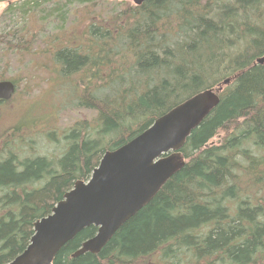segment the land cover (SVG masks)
Returning a JSON list of instances; mask_svg holds the SVG:
<instances>
[{
  "label": "trees",
  "instance_id": "16d2710c",
  "mask_svg": "<svg viewBox=\"0 0 264 264\" xmlns=\"http://www.w3.org/2000/svg\"><path fill=\"white\" fill-rule=\"evenodd\" d=\"M105 1L77 0L88 24L43 38L39 52L65 102L94 115L47 133L60 151L52 156L25 154V124L0 132V264L27 248L35 222L88 180L106 151L219 85L220 103L181 149L184 167L99 253L73 256L97 233L92 225L53 264H264V0L120 1L111 12ZM0 2L7 18L47 0ZM63 6L43 19L59 11L64 21ZM41 30L20 28L0 42L26 55Z\"/></svg>",
  "mask_w": 264,
  "mask_h": 264
},
{
  "label": "water",
  "instance_id": "95a60500",
  "mask_svg": "<svg viewBox=\"0 0 264 264\" xmlns=\"http://www.w3.org/2000/svg\"><path fill=\"white\" fill-rule=\"evenodd\" d=\"M141 5L146 0H129ZM264 63V57L257 59ZM231 82L230 78L223 84ZM217 89H205L158 117L122 146L104 153L88 180H78L37 220L27 248L7 264H53L62 247L92 225L97 233L73 254L99 253L118 229L148 205L186 163L181 149L194 129L218 106ZM16 84L0 80V101L10 100Z\"/></svg>",
  "mask_w": 264,
  "mask_h": 264
},
{
  "label": "rangeland",
  "instance_id": "374dc122",
  "mask_svg": "<svg viewBox=\"0 0 264 264\" xmlns=\"http://www.w3.org/2000/svg\"><path fill=\"white\" fill-rule=\"evenodd\" d=\"M11 1L12 5L17 7L22 5V0ZM120 1L129 0H106L105 10L111 12L118 7ZM65 2L66 0H47L27 14L17 10L7 18L4 12L8 2H0V40L20 28L42 27V33L38 34V38L33 46L29 47L31 50L26 55L23 52L19 53L20 51L8 50L0 42V75L15 80L17 84L13 97L0 103V132L9 130L17 123L25 124V129L21 133L24 141H21L23 143L21 147L25 150V154L38 153L50 156L59 154L60 151L50 143L47 133L55 130L60 134L76 120L94 115V111L78 109L70 102H65L67 98L61 95L60 84L58 85L48 68L49 56L39 53H43L46 49L43 38H49L65 30V33L73 30L81 32L88 24V17L84 16L86 14L83 15L86 3L73 0V3L66 7L63 6ZM129 2L134 4L132 1ZM59 6H63L64 21L58 17L59 11H54V16L43 19L54 7ZM38 120H41L39 128H43L34 129L33 125Z\"/></svg>",
  "mask_w": 264,
  "mask_h": 264
}]
</instances>
